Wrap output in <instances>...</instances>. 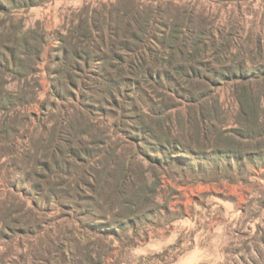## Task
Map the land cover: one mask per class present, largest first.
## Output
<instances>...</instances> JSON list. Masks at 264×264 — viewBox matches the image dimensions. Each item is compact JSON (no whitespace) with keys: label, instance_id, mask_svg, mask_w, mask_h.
<instances>
[{"label":"trees","instance_id":"obj_1","mask_svg":"<svg viewBox=\"0 0 264 264\" xmlns=\"http://www.w3.org/2000/svg\"><path fill=\"white\" fill-rule=\"evenodd\" d=\"M224 2L106 0L101 15L88 8L84 33L64 35L52 69L50 91L64 106L37 124L16 110L23 99L1 79L28 78L43 36L0 29V174L15 176L0 183V248L13 251L15 264H26V256L65 264L66 254L67 264H92L90 244L134 228V217L150 207L158 184L147 181L145 163L202 170L264 159V23L247 21L240 5L228 9ZM37 4L0 0V14ZM224 85L237 105L231 115L216 94ZM77 96L88 98L86 109L101 110L102 100L111 106L102 139L90 113L78 110ZM49 205L53 212L80 209L74 221L82 225L46 226ZM60 231L63 245L51 253L41 237L51 245Z\"/></svg>","mask_w":264,"mask_h":264},{"label":"rangeland","instance_id":"obj_2","mask_svg":"<svg viewBox=\"0 0 264 264\" xmlns=\"http://www.w3.org/2000/svg\"><path fill=\"white\" fill-rule=\"evenodd\" d=\"M207 1L200 0L206 5ZM100 3H106V0H38L37 5L19 9L14 16L0 14V29L5 34L20 27L21 31L31 29L43 36L40 56L26 80L20 81L2 74L3 87L18 92L23 99L16 110L25 119L37 124L41 119H46L52 107L58 109L60 105L64 106V102L56 99L50 91L52 69L60 52L61 39L72 32L83 34L85 12L88 8H95L97 13L103 14L100 13ZM222 4L236 10L239 9L233 5H240L247 21L264 23V0H225ZM257 30L259 25L254 26V31ZM73 93L80 95L74 90ZM216 94L227 115H231L237 105L229 86L217 88ZM80 99L76 97L78 110L90 113L91 119L99 124L101 130L97 139H102L103 121H106V110L111 106L102 100L101 110L98 104L86 109L84 103L88 98ZM175 100L180 103L179 98ZM112 111L122 115L118 109L112 108ZM177 113L173 111L174 119ZM53 114L56 117L58 113L55 111ZM17 129H22V126ZM211 164L202 170H191L175 165L161 169L145 163L147 181H157L158 184L150 207L144 209L141 216L134 217V228L119 229L116 236L106 234L104 243L90 244L89 249L94 255L91 263L264 264V159L255 163L244 161L242 168L235 163L229 168L218 162L222 167L215 169L214 163ZM5 177L9 182H14V174L7 175L2 170L0 183ZM47 207L44 218L46 226H52L53 220L59 225L66 220L69 224L76 223L75 227L82 225V222L78 224V220L74 221L81 213L80 209L73 212L57 208L53 212L51 209L54 205ZM81 220L85 222L87 218L81 216ZM55 229L57 232L58 227ZM63 233L60 231L58 237H52L51 245L41 237L43 247L49 248L51 253L61 249ZM30 239L38 244L35 238ZM79 243L85 246L87 242L81 240ZM11 253L13 251L8 246L1 247L0 264H15ZM83 255L79 258H84ZM66 257L70 259L67 254ZM25 259L26 264H39L34 263L31 257L26 256ZM23 262L21 260L20 264Z\"/></svg>","mask_w":264,"mask_h":264}]
</instances>
